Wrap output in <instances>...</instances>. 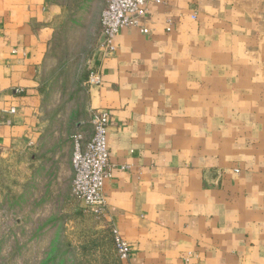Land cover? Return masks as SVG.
Returning a JSON list of instances; mask_svg holds the SVG:
<instances>
[{
    "label": "crops",
    "instance_id": "1",
    "mask_svg": "<svg viewBox=\"0 0 264 264\" xmlns=\"http://www.w3.org/2000/svg\"><path fill=\"white\" fill-rule=\"evenodd\" d=\"M65 15L60 0H0V162L19 157L23 186L50 197L74 179L73 116L48 77ZM138 22L100 63L102 86L76 84L74 136L110 112L121 264H264V0H167Z\"/></svg>",
    "mask_w": 264,
    "mask_h": 264
},
{
    "label": "rangeland",
    "instance_id": "2",
    "mask_svg": "<svg viewBox=\"0 0 264 264\" xmlns=\"http://www.w3.org/2000/svg\"><path fill=\"white\" fill-rule=\"evenodd\" d=\"M60 2L67 13L58 43L60 59L48 77L73 116L61 126L70 129L68 138L74 141L82 105L76 84L89 74L88 61L100 44L99 19L107 1ZM20 167L19 157L0 162V264H121L111 225L104 218L91 214L73 193L50 197L42 195L43 188L27 189V175Z\"/></svg>",
    "mask_w": 264,
    "mask_h": 264
},
{
    "label": "built area",
    "instance_id": "3",
    "mask_svg": "<svg viewBox=\"0 0 264 264\" xmlns=\"http://www.w3.org/2000/svg\"><path fill=\"white\" fill-rule=\"evenodd\" d=\"M167 0H107L100 16V44L89 59V74L86 85L102 86L103 77L100 63L116 51L115 39L127 27H139L138 18L143 17L150 4H164ZM144 35L150 34L141 28ZM12 113L15 112L13 109ZM110 112L95 109L91 112L90 125L93 135L85 140L82 134L74 136L75 151L72 159L74 180L72 193L81 199L91 214L106 219L108 214L104 185L111 177L110 154L108 149V126ZM1 149V145H0ZM118 256L128 260L131 246L121 238L115 226L111 225Z\"/></svg>",
    "mask_w": 264,
    "mask_h": 264
}]
</instances>
